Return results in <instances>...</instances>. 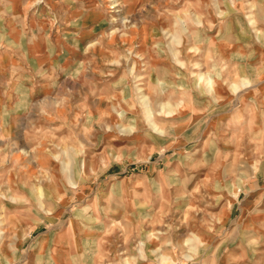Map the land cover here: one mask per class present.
Listing matches in <instances>:
<instances>
[{
    "label": "rangeland",
    "instance_id": "rangeland-1",
    "mask_svg": "<svg viewBox=\"0 0 264 264\" xmlns=\"http://www.w3.org/2000/svg\"><path fill=\"white\" fill-rule=\"evenodd\" d=\"M0 264H264V0H0Z\"/></svg>",
    "mask_w": 264,
    "mask_h": 264
},
{
    "label": "bare ground",
    "instance_id": "bare-ground-1",
    "mask_svg": "<svg viewBox=\"0 0 264 264\" xmlns=\"http://www.w3.org/2000/svg\"><path fill=\"white\" fill-rule=\"evenodd\" d=\"M115 5H117V4H115ZM112 7V6H111ZM1 233H4V232H1Z\"/></svg>",
    "mask_w": 264,
    "mask_h": 264
}]
</instances>
